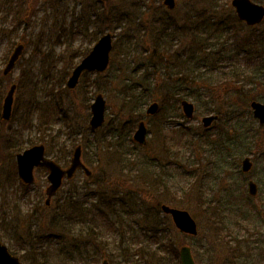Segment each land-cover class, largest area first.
Listing matches in <instances>:
<instances>
[{"label":"rangeland","instance_id":"rangeland-1","mask_svg":"<svg viewBox=\"0 0 264 264\" xmlns=\"http://www.w3.org/2000/svg\"><path fill=\"white\" fill-rule=\"evenodd\" d=\"M111 8L123 9L128 19L142 13L120 34L107 69L83 73L68 89L65 82L81 53L101 34L94 31L90 14ZM232 11L230 0H175L173 9L162 0H0V113L9 83L17 84L10 119L0 117V239L23 263L100 264L107 258L109 264H180L178 249L188 245L196 264H264V124L249 106L252 100L264 103V57L241 51L210 73V61L200 56H210V45L226 39L231 47V33L215 39L210 28L187 27L202 14L226 18ZM237 26L242 36L253 32ZM255 27L254 32L264 30V22ZM17 42L25 43L22 57L3 76ZM258 51L264 56L261 47ZM185 57L194 60L189 72L181 64ZM231 69L238 74L220 81ZM163 88L207 97L198 103L186 97L195 106L190 119L172 98L146 115L151 101L162 104ZM125 90L138 96L137 109L124 103L129 100ZM97 93L105 99L104 122L91 129L90 104ZM210 104L223 117L204 128L201 118L211 113ZM232 104L236 114L226 115ZM138 120L148 127L144 145L131 139ZM214 140L221 146H210ZM31 142L43 143L62 167L81 145L90 178L78 171L46 207V170L35 169V181L27 186L16 172L15 154ZM214 147L219 154L210 151ZM244 156L253 163L246 173L240 169ZM249 180L257 184L255 196L247 193ZM87 186L110 200L111 219L99 217V238H90L93 251L65 261V253L75 249L70 238L78 235L84 244L88 239L79 228L72 235L66 225L55 223L56 208L69 190ZM161 203L187 210L197 234L179 232L159 209Z\"/></svg>","mask_w":264,"mask_h":264},{"label":"water","instance_id":"water-1","mask_svg":"<svg viewBox=\"0 0 264 264\" xmlns=\"http://www.w3.org/2000/svg\"><path fill=\"white\" fill-rule=\"evenodd\" d=\"M164 5L171 9L175 6V0H163ZM231 5L234 7L237 18L247 25H255L261 22L264 17V5L256 3L252 0H231ZM24 43L18 42L10 53L7 62L2 69L4 75L8 74L15 66L16 62L21 57L24 50ZM112 49V34L110 32L104 33L94 43L92 49L85 55L81 61L74 67L71 75L66 81V87L74 88L78 83L81 73L85 70L96 69L102 72L106 69L110 60V51ZM16 85L11 84L4 96L1 118L8 120L11 116V107L13 102V94ZM181 107L186 117H192L194 105L188 100L181 101ZM251 107L253 114L259 119L261 123L264 122V104L258 101H252ZM91 118L89 120L90 127L96 129L102 125L104 121L105 100L102 94L98 93L90 105ZM158 109V103L152 102L146 109L148 114H153ZM217 118L216 115H208L202 118L204 126H208L213 120ZM146 125L143 121L138 123V127L133 134V140L144 144L146 142ZM17 172L19 178L25 183L29 184L34 181L33 169L34 167H45L48 171L47 180L49 185L46 187V200L48 205L52 195L56 193L62 183L64 177H73L78 168H82L86 175H90L91 171L81 161V147L77 145L67 168H62L51 158L45 156V147L43 144H35L29 148L24 149L22 152L16 154ZM252 163L248 157L242 160V170L247 171ZM248 192L255 195L257 192L256 184L253 181L249 182ZM163 212L170 214L175 226L179 231L195 235L197 227L194 219L190 214L183 209L171 207L166 204L161 205ZM181 264H195L190 248L183 245L179 249ZM0 264H22L19 259L10 254L7 247L0 242ZM101 264H108L103 260Z\"/></svg>","mask_w":264,"mask_h":264},{"label":"trees","instance_id":"trees-1","mask_svg":"<svg viewBox=\"0 0 264 264\" xmlns=\"http://www.w3.org/2000/svg\"><path fill=\"white\" fill-rule=\"evenodd\" d=\"M218 1V0H215ZM18 4V3H17ZM140 8V7H137ZM142 12H140L139 14H136L132 19H128V17H130V15H126V12L123 11V9L121 8H111V10H106V9H102V10H95L92 11V13L90 14V17L92 18V25L94 31H98L100 32H104L106 29L110 30V31H117L118 28V33H116V38L114 41L115 47L116 45L120 44V34H122V32L126 29V27L130 26L131 20H136L139 15ZM215 14V13H212ZM128 16V17H127ZM230 18V19H228ZM18 19V18H17ZM189 20H191V18H189ZM199 21L197 22V24L195 23H191V25L193 27H191L190 25L187 26L188 28H195V30H203L204 27L210 28V36L218 38V35L221 34H225V33H231V35H229V40L232 41V46L229 47L227 45V39L220 43L217 47H212V45H210V56L209 54H205L204 56H200V60L202 61H210V73L212 71H215L216 68H219L220 65L218 64L219 62H222L224 59H231L234 56H237L241 51H246V53H248L249 55L252 54V56H256V57H261L263 58L264 56L261 54H258L259 51L258 49L261 47V51L264 52V30H258L257 32H254V27H250V26H245L243 23L239 22L234 14V12L232 11L230 16H226V18H220V17H214V19H210V17H206V15L200 16V18L198 19ZM207 20H209V22H206ZM264 22V20H263ZM237 25L243 27L244 30H248V31H253V32H246L244 33V35H240L239 30L236 29V27H238ZM195 26V27H194ZM233 26V29H232ZM236 26V27H235ZM9 27H6V29ZM193 30V29H192ZM11 31V30H10ZM9 31V32H10ZM216 32V33H215ZM212 37V38H213ZM157 41V39H156ZM261 41V46H258L257 44ZM131 43H130V47L131 48ZM157 52V51H156ZM86 52L83 51L81 53V56H83ZM156 58L158 60L162 59L161 54L156 53ZM178 58V54H176V60ZM192 58H183L181 60V64L182 66H186L187 71L189 72L190 67L191 66V61L194 60H190ZM263 66V65H262ZM230 74L226 76V74L222 75L223 77H219V80L221 81H227L232 79L235 75L238 74V72L235 69H231ZM185 75V74H184ZM229 77V78H228ZM185 78V77H184ZM181 81H183V78L181 79ZM177 82H179L177 80ZM185 82V81H183ZM190 89H177V92L174 94H171V91L169 90V88H163L161 93H160V99L161 100V105H164L167 101V99L172 98L173 101H175L176 103L178 102V100H180L181 98L184 97H191L192 99H194L195 103L199 102L202 98H206L207 96L205 94H201L199 92H189ZM212 90L210 89V92ZM125 93H127L126 95L129 96V100L124 101V103L129 106L130 108L132 107V104L134 105V110L137 109L136 108V99H137V95H135L134 91L131 92H127L125 90ZM214 95L212 93H210V99H212ZM233 106L229 107L226 111V115H235L236 114V108L234 109L235 105L232 104ZM208 110L210 112H213L215 114H217L220 119H222V115L223 111L221 112L220 109H217L214 105L210 104V108H208ZM44 114V113H42ZM41 114V116H43ZM40 114L38 115V119L41 117ZM46 118V117H45ZM24 123H26V117H24ZM39 122V121H38ZM48 123V119L46 118V122L45 125ZM40 124L41 121H40ZM217 143L219 146H221L217 141L214 140L212 143H210V146H213L215 143ZM33 142H31L32 144ZM21 148L20 147H16L15 151H19ZM219 149L214 147V150L210 148V151H218ZM167 152V150L165 151ZM56 159V158H55ZM90 178V177H89ZM94 200V203H92V199ZM127 203H131L129 202L128 199H125ZM109 200H107L106 196L101 194L100 191L95 190L93 187L91 186H87L85 188L81 187V188H76L74 187L73 189L69 190L68 193L65 195V197L63 198V203L56 208V214L57 217L54 218L55 223L58 220V224L59 226H64L66 225L69 228V232L70 234H75V228H79V232L81 234V232L85 231V234L87 235V238H90V236L95 237V233H94V228H96V217L99 216V212L102 210L101 207L103 204L107 205L108 207L110 206L108 203ZM86 202L88 203V206L86 204ZM123 202V203H125ZM100 210V211H99ZM58 218V219H57ZM61 221H64V224L61 223ZM68 223V224H67ZM63 228V227H62ZM84 228V230H83ZM64 229V228H63ZM65 230V229H64ZM63 231H60V234L62 235L64 233ZM69 241H72V248H75L72 250V252H75L74 254H69L68 258L69 259H79V258H75V257H80L83 255V250L82 247H85L86 244H84V242L80 237L77 236H73L72 238L69 239ZM87 247L84 251V254L87 253ZM93 253L90 255L92 256ZM176 256V255H175ZM162 262L164 263V258L161 257Z\"/></svg>","mask_w":264,"mask_h":264}]
</instances>
